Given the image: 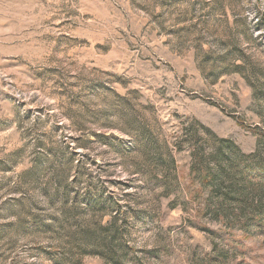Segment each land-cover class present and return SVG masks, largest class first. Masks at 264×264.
I'll use <instances>...</instances> for the list:
<instances>
[{
  "label": "rangeland",
  "instance_id": "obj_1",
  "mask_svg": "<svg viewBox=\"0 0 264 264\" xmlns=\"http://www.w3.org/2000/svg\"><path fill=\"white\" fill-rule=\"evenodd\" d=\"M0 264H264V0H0Z\"/></svg>",
  "mask_w": 264,
  "mask_h": 264
},
{
  "label": "trees",
  "instance_id": "obj_2",
  "mask_svg": "<svg viewBox=\"0 0 264 264\" xmlns=\"http://www.w3.org/2000/svg\"><path fill=\"white\" fill-rule=\"evenodd\" d=\"M193 175H194V177L198 176V172L196 171ZM210 181H212V179L205 174L204 184L208 183ZM202 193H203L202 187H197V188H192V189L187 188L188 199H190L192 202L197 201L202 196ZM259 222H261V221L259 220ZM245 237L247 238L248 235H245Z\"/></svg>",
  "mask_w": 264,
  "mask_h": 264
}]
</instances>
